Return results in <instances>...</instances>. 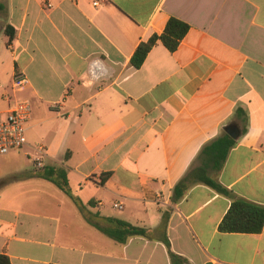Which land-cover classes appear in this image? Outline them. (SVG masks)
I'll use <instances>...</instances> for the list:
<instances>
[{
  "label": "crops",
  "instance_id": "1",
  "mask_svg": "<svg viewBox=\"0 0 264 264\" xmlns=\"http://www.w3.org/2000/svg\"><path fill=\"white\" fill-rule=\"evenodd\" d=\"M170 17L190 26L178 48L158 42L132 67L139 43ZM1 33L0 111L17 100L7 90L17 72L32 107L27 145L0 156L2 179L12 176L0 188L10 264H160L157 255L170 264L164 212L170 249L189 264H264V226L219 232L230 198L198 184L170 201L203 145L232 126L240 136L218 181L264 206V0H0ZM40 145L44 166L65 170L69 195L25 168ZM72 198L150 238H108Z\"/></svg>",
  "mask_w": 264,
  "mask_h": 264
},
{
  "label": "trees",
  "instance_id": "2",
  "mask_svg": "<svg viewBox=\"0 0 264 264\" xmlns=\"http://www.w3.org/2000/svg\"><path fill=\"white\" fill-rule=\"evenodd\" d=\"M11 29L9 25L5 28L8 44H10L13 39V33L10 32ZM189 29L190 26L186 22L175 17H170L160 34H153L146 41L139 43L130 58V65L136 69L140 68L150 50L158 42L170 52L175 51ZM240 112V109H236L235 111L236 114ZM244 131L245 129L242 130V133H244ZM236 144L237 141L231 139L225 131L222 130L216 138L203 145L188 171L174 186L170 201L172 204H178L185 197L189 188L194 185L200 184L207 186L214 192L231 199L227 212L219 222V232L258 234L262 231L264 226V206L235 197L217 178L229 151L235 147ZM106 175H109V173H106ZM37 177L52 182L60 190L69 195L67 190L68 182L64 169L46 165L38 169ZM3 185V183H0V188ZM72 200L78 206L86 220L98 232L120 244H124L127 239L131 237L150 238L149 231L146 228L134 226L115 218L102 219L97 215L85 212L86 207H84L79 200L74 198H72ZM168 218L169 213L164 212L158 229L161 231L160 242L164 244L167 250L170 264H189L185 258L175 254L170 249V242L165 233ZM0 264H10L9 257L5 253H0Z\"/></svg>",
  "mask_w": 264,
  "mask_h": 264
},
{
  "label": "built area",
  "instance_id": "3",
  "mask_svg": "<svg viewBox=\"0 0 264 264\" xmlns=\"http://www.w3.org/2000/svg\"><path fill=\"white\" fill-rule=\"evenodd\" d=\"M47 6L50 7L48 3ZM27 84L26 76L22 72H17L13 76L11 87L14 92H21L25 90ZM31 118L32 107L27 99L15 100L5 111H0V156H5L27 145L26 132ZM33 150L35 155L32 161L37 169H41L44 167L45 149L42 146H35ZM113 207L121 210L123 205L113 203Z\"/></svg>",
  "mask_w": 264,
  "mask_h": 264
},
{
  "label": "rangeland",
  "instance_id": "4",
  "mask_svg": "<svg viewBox=\"0 0 264 264\" xmlns=\"http://www.w3.org/2000/svg\"><path fill=\"white\" fill-rule=\"evenodd\" d=\"M5 40H6V37L4 36L3 33H1L0 34V52H2L3 49L5 48ZM7 90L11 92V83H8L7 84ZM16 96H17L16 97L17 100L26 99V96H25V93L24 92L16 93ZM32 105L34 106L33 103H32ZM34 155H35V153H33V156ZM43 162H45L44 159H43ZM10 165H11V167L8 165L10 168H13V169L14 168H19L18 167L19 166V162H14V163H12ZM24 165H25V168H27V169H32V170L33 169H36V170H38L35 167L33 161L27 160L26 158H24ZM3 166H5V165H3ZM1 171H2V169H0V179H2V177H1L2 172ZM11 180H12V176H9V177H6V178L0 180V183H3V184H6L7 183V184H9L11 182ZM92 210L93 211H96L97 209H92ZM98 211H99V209H98ZM106 212H108V213H117L119 211H113V210H111V208H109L108 211H106ZM72 223L73 224H81V223H83V220H81V217L76 218V219L74 218V219H72ZM98 235H100V234L98 233ZM101 237H103V236H101ZM156 259H157V262L158 263H160V264H163L164 263L163 258H161L160 256L157 255L156 256Z\"/></svg>",
  "mask_w": 264,
  "mask_h": 264
},
{
  "label": "water",
  "instance_id": "5",
  "mask_svg": "<svg viewBox=\"0 0 264 264\" xmlns=\"http://www.w3.org/2000/svg\"><path fill=\"white\" fill-rule=\"evenodd\" d=\"M224 131L233 140H237L240 136L239 132L232 126L225 127Z\"/></svg>",
  "mask_w": 264,
  "mask_h": 264
}]
</instances>
